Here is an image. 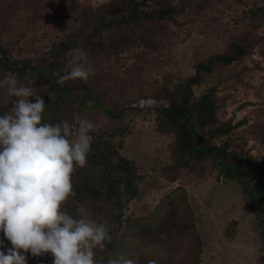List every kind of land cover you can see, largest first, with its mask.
I'll use <instances>...</instances> for the list:
<instances>
[{
	"label": "rangeland",
	"instance_id": "obj_1",
	"mask_svg": "<svg viewBox=\"0 0 264 264\" xmlns=\"http://www.w3.org/2000/svg\"><path fill=\"white\" fill-rule=\"evenodd\" d=\"M98 2L0 0V16L6 7L10 10L0 44L16 60L38 58L88 19ZM184 4L175 21L102 31L99 37L109 53L83 52L86 60L80 62L95 73L100 95L114 108L123 106L122 129L112 139L135 165L138 192L125 207L129 221L115 256L123 253L136 264H258L260 228L246 179L238 173L230 177L213 156L188 157L186 163L187 156L177 150L172 133L155 120L153 108L167 103L161 95L164 88H180L199 62L231 53L233 45H240L242 55L229 64L214 63L211 72L202 73L191 86L190 98L197 100L211 89L216 122L209 127L227 121L231 127L219 135H209V128L200 132L207 144L226 145L227 151L235 152L225 157L228 163L247 156L264 162V0H185ZM80 53L71 51L70 62ZM6 99V89L0 88V112L14 106L15 97L7 104ZM81 119L99 132L118 125L103 111L80 106L73 135ZM73 175L80 178L82 173L76 170ZM104 204L101 201L102 213ZM95 205L83 202L73 214L71 204L62 210L74 218L89 217L88 210ZM0 241V251L11 247L2 232ZM25 255L26 264L53 261L51 254Z\"/></svg>",
	"mask_w": 264,
	"mask_h": 264
},
{
	"label": "trees",
	"instance_id": "obj_2",
	"mask_svg": "<svg viewBox=\"0 0 264 264\" xmlns=\"http://www.w3.org/2000/svg\"><path fill=\"white\" fill-rule=\"evenodd\" d=\"M159 0H110L107 4L96 5L88 19H84L77 28L72 29L69 36L61 37L52 43L47 51L35 59H14L10 52L0 44V80L7 75H14L25 86L35 87L46 108L43 113L44 122L58 123L67 120L73 125V119L80 106L99 109L107 116L118 122L110 131L93 132L91 151L87 156V165L77 168L81 177L73 175L72 182L76 192L66 202L71 204V213L81 203H95V208L88 210L92 220L105 223L112 239L106 242L103 250H96L95 259L100 264H107V260L115 256L121 247L128 218L125 207L129 199L137 195V185L134 181V162L121 154L115 146L112 137L122 129L120 119L125 112L123 106L114 108L110 100L96 89L98 84L96 75L87 82L68 80L63 84L57 83L53 72L65 75L74 66L70 62V52H105L109 50L100 39L102 31L107 29H121L122 27H136L139 23L150 21H175L180 14L183 4L161 3L150 6V2ZM8 7L0 16V40L5 21L9 17ZM232 52L212 55L205 63L199 62L193 75L189 76L180 88L169 91L166 88L161 95L167 103L159 102L153 108L162 128L172 133L177 150L181 155L190 159H202L213 156L219 168L232 174L238 173L245 185H248L251 202L255 204L259 226L258 264H264V162L247 156L236 157L230 163L225 157L235 156V152L227 151L226 145L215 146L205 142L201 130L209 135L222 134L231 127L229 122L220 126L209 127L216 122V103L211 95V89L202 94L197 100H191V86L198 83L202 73L211 72L213 64H229L244 53L240 45H233ZM52 94V99L48 94ZM35 102L33 97H30ZM159 98V97H158ZM90 101L89 103H87ZM6 109H8L6 107ZM9 111V110H7ZM6 112V111H5ZM4 112H0L3 114ZM105 200V213L101 211V201ZM80 203V204H79ZM127 221V222H126Z\"/></svg>",
	"mask_w": 264,
	"mask_h": 264
},
{
	"label": "clouds",
	"instance_id": "obj_3",
	"mask_svg": "<svg viewBox=\"0 0 264 264\" xmlns=\"http://www.w3.org/2000/svg\"><path fill=\"white\" fill-rule=\"evenodd\" d=\"M109 2L99 0L97 6ZM85 60L81 52L73 57L69 72L52 75L59 84L76 79L87 82L95 73L80 63ZM0 88L6 89L8 99L16 98L11 110L0 114V232L11 244L0 251V264H26V253L51 254L52 264H100L96 250H103L112 239L105 223L86 216L74 218L62 210L76 195L72 177L77 168L87 165L92 133L97 129L81 119L73 135L67 120L44 122L43 98L35 87L18 83L13 75L0 80ZM107 264L136 261L120 253Z\"/></svg>",
	"mask_w": 264,
	"mask_h": 264
}]
</instances>
